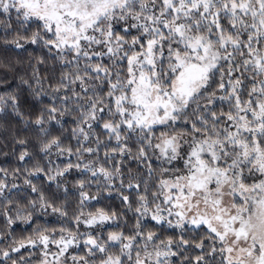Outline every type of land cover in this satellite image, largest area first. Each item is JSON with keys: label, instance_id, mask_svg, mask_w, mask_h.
Wrapping results in <instances>:
<instances>
[{"label": "snow or ice", "instance_id": "1", "mask_svg": "<svg viewBox=\"0 0 264 264\" xmlns=\"http://www.w3.org/2000/svg\"><path fill=\"white\" fill-rule=\"evenodd\" d=\"M0 264H264V0H0Z\"/></svg>", "mask_w": 264, "mask_h": 264}, {"label": "trees", "instance_id": "2", "mask_svg": "<svg viewBox=\"0 0 264 264\" xmlns=\"http://www.w3.org/2000/svg\"><path fill=\"white\" fill-rule=\"evenodd\" d=\"M0 162H2V158H0Z\"/></svg>", "mask_w": 264, "mask_h": 264}]
</instances>
